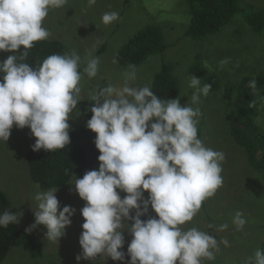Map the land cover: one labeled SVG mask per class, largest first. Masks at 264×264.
<instances>
[{
  "label": "clouds",
  "instance_id": "1",
  "mask_svg": "<svg viewBox=\"0 0 264 264\" xmlns=\"http://www.w3.org/2000/svg\"><path fill=\"white\" fill-rule=\"evenodd\" d=\"M67 0H0V52L9 55L0 62V141L8 142L13 126L30 128L36 138L34 152H51L70 144L71 113L77 108L82 79L81 56L53 54L33 68L24 61L36 42L47 40L51 33L43 22L53 8H62ZM89 6L96 0H88ZM102 23L119 20L116 11L105 12ZM23 48V51L20 49ZM19 61V62H18ZM99 57L91 52L83 72L88 78L98 74ZM220 66L229 63L221 60ZM135 66L124 72V84L109 85L93 93L91 119L87 127L96 134L99 170L87 171L75 181V190L86 202L80 210L84 218L79 238L82 255L76 260H92L101 254L114 261H124V232L133 239L128 245L129 264H201L215 259L218 241L196 227L182 226L193 221L203 202L213 197L223 184L222 151L206 147L198 138V105L207 96L211 84L201 87V79L190 78L194 91L191 101L181 106L180 98L162 100L148 85L132 86ZM253 92L256 81L249 82ZM255 106V101L250 102ZM55 189L39 192L34 211L35 223L46 227V239L58 242L72 223L76 210L60 202ZM120 193H126L121 198ZM145 193L148 198L145 199ZM149 207L158 219L141 217ZM133 211L135 215H132ZM23 213L5 211L0 214V227L19 223ZM132 221L131 224L127 223ZM232 223L242 230L247 223L236 211ZM213 227L209 225V228ZM228 224L219 226V231ZM229 246L228 240L221 241ZM245 264H264V250L257 249Z\"/></svg>",
  "mask_w": 264,
  "mask_h": 264
},
{
  "label": "rangeland",
  "instance_id": "2",
  "mask_svg": "<svg viewBox=\"0 0 264 264\" xmlns=\"http://www.w3.org/2000/svg\"><path fill=\"white\" fill-rule=\"evenodd\" d=\"M238 6L239 12L229 25L200 40L187 35L191 7L185 0H96L92 6L88 0H67L62 8L50 9L43 22V27L51 33L47 40L62 42L65 54L75 51L82 58L83 68L89 52L100 60L95 78H88L84 72L81 74L79 103L68 121L70 130L87 127L89 118L83 114L81 106L83 102L94 103L91 96L95 91L109 85L123 86L124 72L129 68L118 64L117 55L147 27L160 30L167 49L135 67L136 80L131 82L132 86L148 85L151 90L155 77L165 65H171L179 84L181 106H186L194 91L189 87L193 68L200 66L206 78L218 80L217 90L206 97L201 95L199 104L191 105L199 107L201 112L198 138L206 147L225 154L221 164L223 184L213 197L203 202L193 221L182 226L184 230L196 227L217 239L219 251L215 252V259H204L201 264H245L249 256L257 249L263 250L264 246V171H257L249 163L245 150L231 135L230 124L241 84L264 76V26L261 32H255L250 23L254 15L264 16V0H238ZM111 11L119 13V20L106 26L101 18ZM14 54L18 56V53L0 52V62ZM225 58L229 63L221 67L219 62ZM203 85L201 79V87ZM254 123L264 132V104ZM35 141L30 128L20 129L15 125L8 142L0 141V190L8 196L12 213H23L17 225L39 240L43 257H34L24 246H15L2 264H78L76 257L82 255L79 238L85 222L80 210L86 202L75 190L76 180L65 189H55L60 210L64 206L76 210L71 225L65 229V236L58 242L47 241V229L43 225L26 231L35 223L34 211L39 203L36 194L46 192L33 180L27 162ZM93 170L98 171L99 165ZM120 195L124 198L127 194ZM148 195L145 193V199ZM236 211L242 212L247 221L242 230H237L232 223ZM149 213L156 215L151 207ZM132 215H135L134 211ZM223 224H228V228L219 231ZM209 225L213 227L209 228ZM123 234L124 261H114L101 254L92 260L81 259L79 264H129L127 249L133 237L128 231ZM224 239L228 240L229 246L221 243Z\"/></svg>",
  "mask_w": 264,
  "mask_h": 264
},
{
  "label": "trees",
  "instance_id": "3",
  "mask_svg": "<svg viewBox=\"0 0 264 264\" xmlns=\"http://www.w3.org/2000/svg\"><path fill=\"white\" fill-rule=\"evenodd\" d=\"M191 7V25L187 35L195 40H200L209 34L217 33L229 25L239 12L238 0H185ZM250 23L255 32H261L264 26L263 14L254 15ZM160 30L156 27H147L132 38L126 47L117 55L120 66L138 67L151 56L166 51ZM23 51V48L20 49ZM53 54L64 55L65 45L60 41L44 40L36 42L29 50L28 57L22 61L34 69L39 67L43 60ZM19 57V53H18ZM19 62V61H18ZM79 71L83 73L80 64ZM192 76L202 79L203 84H211V91L218 89L216 78H206L200 66L191 70ZM256 81V90L248 87L250 81ZM2 82V79H0ZM151 91L162 100L179 98V84L174 77L171 65H165L155 77ZM255 101V106L250 107V102ZM94 103L83 102V114L91 119L90 107ZM264 104V76H258L244 81L235 100V108L230 116L231 135L234 141L246 152L249 163L257 170L264 171V132L254 120L259 115L260 107ZM70 144L63 149L47 152L41 149L33 150L27 155V162L31 176L36 184L44 190L65 189L77 178L99 165V150L95 146L96 134L88 127L69 130ZM5 211L12 212L8 196L0 190V214ZM155 217L154 213L141 217L147 220ZM24 246L34 257H43V246L39 240L24 232L17 224L0 227V264L4 262L11 248ZM264 250V246L262 247Z\"/></svg>",
  "mask_w": 264,
  "mask_h": 264
}]
</instances>
